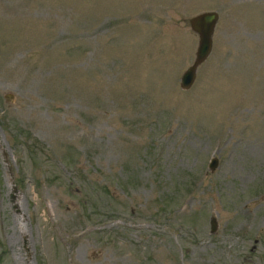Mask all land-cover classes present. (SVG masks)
Returning a JSON list of instances; mask_svg holds the SVG:
<instances>
[{
  "label": "rangeland",
  "instance_id": "obj_1",
  "mask_svg": "<svg viewBox=\"0 0 264 264\" xmlns=\"http://www.w3.org/2000/svg\"><path fill=\"white\" fill-rule=\"evenodd\" d=\"M0 264H264V0H0Z\"/></svg>",
  "mask_w": 264,
  "mask_h": 264
},
{
  "label": "water",
  "instance_id": "obj_2",
  "mask_svg": "<svg viewBox=\"0 0 264 264\" xmlns=\"http://www.w3.org/2000/svg\"><path fill=\"white\" fill-rule=\"evenodd\" d=\"M218 21V14L215 11L202 12L188 19L191 30L197 34L198 42L195 51V57L192 64L182 73L179 85L182 89H188L196 76L198 66L209 56L212 44L213 34ZM7 100H12V94H6ZM216 166V161L212 159L209 168L212 170ZM216 224L214 219L211 220V232L215 231Z\"/></svg>",
  "mask_w": 264,
  "mask_h": 264
}]
</instances>
